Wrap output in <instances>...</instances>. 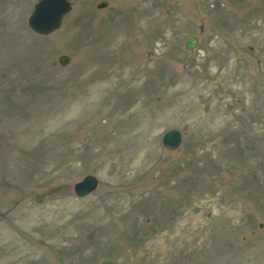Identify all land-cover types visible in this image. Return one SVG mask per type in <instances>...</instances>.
I'll return each mask as SVG.
<instances>
[{"label": "rangeland", "instance_id": "obj_1", "mask_svg": "<svg viewBox=\"0 0 264 264\" xmlns=\"http://www.w3.org/2000/svg\"><path fill=\"white\" fill-rule=\"evenodd\" d=\"M36 2L0 0V264H264V0H71L47 36Z\"/></svg>", "mask_w": 264, "mask_h": 264}, {"label": "water", "instance_id": "obj_2", "mask_svg": "<svg viewBox=\"0 0 264 264\" xmlns=\"http://www.w3.org/2000/svg\"><path fill=\"white\" fill-rule=\"evenodd\" d=\"M106 6L105 3L99 5V8ZM71 10L69 0H42L35 6V10L29 18L30 27L41 34H49L61 25L63 17ZM198 44V37H190L186 42V47L193 51ZM70 60L67 55H62L60 63L66 65ZM182 143V134L179 130L171 129L167 131L163 138V144L169 150L177 149ZM99 184L97 177L87 175L82 181L75 185V191L79 196H85L94 191ZM42 195H36L37 201H41ZM101 264H125L115 260L107 259Z\"/></svg>", "mask_w": 264, "mask_h": 264}, {"label": "flooded vegetation", "instance_id": "obj_3", "mask_svg": "<svg viewBox=\"0 0 264 264\" xmlns=\"http://www.w3.org/2000/svg\"><path fill=\"white\" fill-rule=\"evenodd\" d=\"M102 3H105L106 4V7H104V8H107L109 6V4L107 2H102ZM104 8H102V9H104Z\"/></svg>", "mask_w": 264, "mask_h": 264}, {"label": "bare ground", "instance_id": "obj_4", "mask_svg": "<svg viewBox=\"0 0 264 264\" xmlns=\"http://www.w3.org/2000/svg\"><path fill=\"white\" fill-rule=\"evenodd\" d=\"M77 111H78V107L74 109L73 114H74L75 112L77 113Z\"/></svg>", "mask_w": 264, "mask_h": 264}]
</instances>
